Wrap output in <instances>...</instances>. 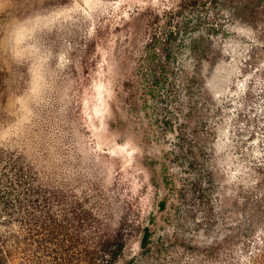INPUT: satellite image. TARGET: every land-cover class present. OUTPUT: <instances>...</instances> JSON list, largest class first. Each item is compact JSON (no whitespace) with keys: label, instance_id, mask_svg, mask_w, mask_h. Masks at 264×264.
Returning <instances> with one entry per match:
<instances>
[{"label":"rangeland","instance_id":"374dc122","mask_svg":"<svg viewBox=\"0 0 264 264\" xmlns=\"http://www.w3.org/2000/svg\"><path fill=\"white\" fill-rule=\"evenodd\" d=\"M178 1L0 0V159H17L33 187L42 181L86 194V206L107 227L126 219L138 230L152 216L166 234L174 230L204 245L219 228L205 232L201 215L182 205L174 216L170 200L158 209L165 193L158 167L147 165L157 151L130 131L122 102L134 69L131 61L122 69L133 37L125 26L133 11L160 14ZM202 2L209 7L210 0ZM227 18L220 15L216 22L228 35L205 42L212 50L207 60L181 52L178 61L198 81L193 100L211 106L207 151L229 193L238 179L249 184L250 156L264 151V50L258 31L242 21L227 24ZM132 235L124 260L139 253L138 231ZM25 247H8L11 264L37 263L40 252L27 255Z\"/></svg>","mask_w":264,"mask_h":264},{"label":"trees","instance_id":"16d2710c","mask_svg":"<svg viewBox=\"0 0 264 264\" xmlns=\"http://www.w3.org/2000/svg\"><path fill=\"white\" fill-rule=\"evenodd\" d=\"M201 1L179 0L160 14L150 8L133 11L125 26L133 37L122 69L128 61L134 69L125 80L128 93L122 102L130 131L157 151L147 165L159 169L165 194L158 209L170 200L174 216L181 205L200 214L205 232L220 229L212 242L181 239L174 230L166 234L152 216L138 230L126 219L115 229L107 227L102 215L86 206V194L42 181L33 187L17 159H0V264H11L8 247L23 243L25 254L40 252L36 264H264V151L250 156L249 184L238 179L226 193L207 151L214 126L211 106L193 100L198 81L178 61L181 52L207 60L211 49L205 42L229 33L216 22L223 14H228L227 24L242 21L258 31L264 50V0H210L209 7ZM135 231L138 256L124 260L122 252Z\"/></svg>","mask_w":264,"mask_h":264}]
</instances>
